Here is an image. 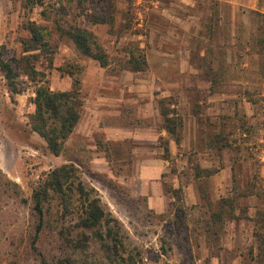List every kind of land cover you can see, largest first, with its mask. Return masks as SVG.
I'll list each match as a JSON object with an SVG mask.
<instances>
[{
	"label": "rangeland",
	"instance_id": "rangeland-1",
	"mask_svg": "<svg viewBox=\"0 0 264 264\" xmlns=\"http://www.w3.org/2000/svg\"><path fill=\"white\" fill-rule=\"evenodd\" d=\"M151 2L44 0L25 7V0H0V55L16 74L11 89L0 71V264H212L213 257L219 264H264V18L239 17L233 34L224 26V48L211 47L207 31L203 49H212L217 61L206 57L199 64L193 56L192 65L202 73L189 74L176 63L152 62ZM192 2V13L208 24L215 1ZM141 21L147 22L146 32L137 27ZM27 22L50 32L43 53H23L21 43L30 41L22 29ZM87 22L110 26L106 38L96 37L108 58L106 68L61 35L71 28L87 31ZM131 53L142 56L144 69L124 75L131 72ZM26 57L35 77L23 73ZM74 81L80 120L54 156L31 131L35 89L70 91ZM160 105L181 121L178 146L162 129ZM189 114L201 120V137L194 136ZM215 136L222 141L214 143ZM165 143L174 154L168 161ZM70 164L76 168L74 188L81 181L92 189L107 218L116 222H109L113 233L104 246L93 232L76 227L80 201L74 194L67 210L56 201L45 204L42 223L33 211V190L51 171ZM225 167L227 172L219 173ZM216 171L207 180L196 179ZM191 183L195 206L186 205L182 191ZM209 183L224 185L225 199L255 194L256 203L243 205L255 204L259 211L250 218L237 206L223 224L207 227L211 209L198 190ZM236 184L244 189L231 193ZM176 190L183 205L175 203Z\"/></svg>",
	"mask_w": 264,
	"mask_h": 264
},
{
	"label": "trees",
	"instance_id": "trees-1",
	"mask_svg": "<svg viewBox=\"0 0 264 264\" xmlns=\"http://www.w3.org/2000/svg\"><path fill=\"white\" fill-rule=\"evenodd\" d=\"M44 0H25V7L40 6ZM260 17L261 15H258ZM22 29L27 32L30 41L22 42L23 53L31 51H39L43 53L48 47L50 32L46 27L37 25L33 22H27ZM61 35L67 37L81 53V55L91 58L98 62L101 68L108 67V58L103 49L98 44L93 33L80 29L71 28L69 30H61ZM29 57V56H28ZM28 57L22 58L23 73L28 77H35L37 73L30 66ZM18 65L20 61L12 60ZM128 65L130 71L141 72L145 65L141 55L130 54ZM0 71L4 74V78L8 81V86L14 89L15 72L11 62H5L0 55ZM75 86V87H74ZM74 88L70 91L52 92L46 86H38L35 89V97L33 100L34 112L30 117L31 131L36 133L46 144L47 150L54 156H58L63 151L66 140L70 137L81 116L82 101L77 82L74 81ZM159 113L163 118L162 129L171 137L174 143L180 144L178 129L181 128V121L177 120L174 112L159 106ZM171 115V116H170ZM221 137L215 136L214 143L220 142ZM212 145V144H211ZM224 146H220L223 148ZM163 160L168 161L170 151L168 144L165 143L163 148ZM76 170L74 165H64L54 169L46 175L41 184L32 192L33 211L42 223L43 207L45 204L56 201L67 210L72 206V195L78 196L80 201V210L77 212L76 227L81 231H91L94 237L104 246L106 239L112 237L113 227L109 225L110 220L104 212L100 200L93 195V190L88 189L84 183L78 181L74 188V182L71 180L72 173ZM211 172H207L210 175ZM68 190V192L66 191ZM175 203L182 204V198L179 191H174ZM234 198L223 199L220 209L216 213H211L206 226L215 228L214 225L223 224L226 216H232L234 213ZM183 205V204H182ZM182 207V206H181ZM114 223H116L114 221ZM103 226L106 227V235L102 233ZM213 226V227H212ZM41 225L37 228L40 231ZM209 231V230H207ZM41 264H47L42 261Z\"/></svg>",
	"mask_w": 264,
	"mask_h": 264
},
{
	"label": "crops",
	"instance_id": "crops-1",
	"mask_svg": "<svg viewBox=\"0 0 264 264\" xmlns=\"http://www.w3.org/2000/svg\"><path fill=\"white\" fill-rule=\"evenodd\" d=\"M177 1V3L169 2L167 4L164 0H152L151 2L152 11L156 16V19L151 23V27L149 28V37H153L156 40L151 47L152 51L155 52L152 57V62L161 65H164L165 63H176L184 68L183 70L189 74L192 73V71L195 73L199 72V74L202 73L201 67L198 68L192 65L193 56L199 64H202L206 57L210 58V61L213 63L217 61L215 56L211 53L212 49L209 52H206V50L203 49V46H205V44L207 45L209 41L207 31L211 34V41H209L211 47L224 48V40L226 38H224L223 35L224 26L227 27L228 31L231 30L233 34L234 30L237 28L239 17L245 16L248 13L264 16V0H214V16L207 24L203 23L199 17H195L192 13V0ZM143 14L146 16V11H144ZM209 16H211V14ZM95 24H93V22H87L85 28L87 31L93 33L95 37L100 39L106 38L108 36L106 34L107 29L110 26L102 22L100 25ZM97 26L101 27L97 28ZM137 27H145V32L146 29H148L147 22L143 23V21L139 22ZM231 40L234 39L231 38ZM112 43L114 44V42ZM165 44L171 48H167ZM231 46H234V42H232ZM227 61L230 62L229 57L227 58ZM133 73L134 72L132 71L128 73L122 72L124 75ZM223 95H225V93L219 94V96ZM217 112L218 110H216V113ZM187 119L188 124L192 126L194 136L197 135V137H201L199 132L201 120H199L198 116L189 114ZM171 151L170 155H174ZM226 170L227 168L225 167L224 170H221L219 173H222L223 171L227 172ZM214 175H218V171L210 173V175H207L206 173V175L199 176L196 179L199 180L204 178L207 180ZM220 185H216L214 188V186L209 183L206 184V186H200V189L198 190L202 197L205 196L206 202L208 203L206 206H209L211 213L218 212L221 201L228 198L224 195L226 190L225 186L222 184ZM232 186L229 189L231 193H233V191L244 189V186L240 184H236L234 187ZM173 187V189H175L176 186ZM182 191L185 192L186 197L188 196L186 199V205L195 206L198 204V199L193 195V193H195L194 183L184 185ZM213 191L215 192L214 195ZM202 197H200V199L204 200ZM229 198L233 199L232 197ZM245 198L246 199H244V197L234 199V201H237L236 203L234 202L235 211L237 206H240L247 212V215H249L250 218H253L252 215H255L259 211V208L255 204L250 205L249 203V205H243V203L244 201L256 203L257 196L255 194H250ZM251 213L252 215L250 216ZM232 235L233 237H236L234 233H232ZM211 261L212 264L220 263L218 257L211 258ZM232 264H240V261L235 260Z\"/></svg>",
	"mask_w": 264,
	"mask_h": 264
}]
</instances>
